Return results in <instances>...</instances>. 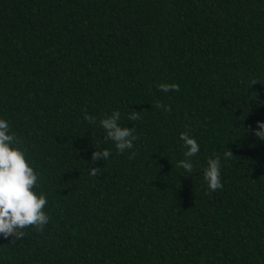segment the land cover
Here are the masks:
<instances>
[{
    "label": "trees",
    "instance_id": "trees-1",
    "mask_svg": "<svg viewBox=\"0 0 264 264\" xmlns=\"http://www.w3.org/2000/svg\"><path fill=\"white\" fill-rule=\"evenodd\" d=\"M114 110L124 152L100 124ZM0 117L49 216L0 235V264H264V141L246 131L264 120V0H0Z\"/></svg>",
    "mask_w": 264,
    "mask_h": 264
},
{
    "label": "clouds",
    "instance_id": "clouds-1",
    "mask_svg": "<svg viewBox=\"0 0 264 264\" xmlns=\"http://www.w3.org/2000/svg\"><path fill=\"white\" fill-rule=\"evenodd\" d=\"M259 81V80H255ZM254 81V82H255ZM253 82V83H254ZM159 87L168 92L170 89L179 90L176 83H161ZM137 112L129 114V119H136ZM87 120L92 121L93 117L86 115ZM121 114L114 110L110 116L100 121L101 126L107 132L108 137L115 144L119 152L133 147L136 139L134 129L122 127L119 123ZM255 139L264 141V120L256 122V127H249L246 130ZM180 139L185 146L184 159L178 162L186 173L193 171L194 157L200 151L198 140L188 132H181ZM223 153L224 160L233 156L230 149ZM104 157H109L110 150L99 151ZM98 155L94 153V159ZM223 163L220 156L209 157L207 166L204 167L203 177L208 188L215 190L222 187L221 169ZM95 174V169L92 170ZM38 173L31 165L30 158L25 150L19 145L18 138L11 131L8 120L0 117V235L4 237L21 238L24 235L23 229L32 225L38 230H43L44 225L49 221L45 211L47 195L44 192H37Z\"/></svg>",
    "mask_w": 264,
    "mask_h": 264
}]
</instances>
